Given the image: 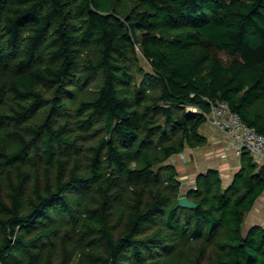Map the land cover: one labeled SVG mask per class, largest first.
I'll return each mask as SVG.
<instances>
[{
  "label": "trees",
  "instance_id": "16d2710c",
  "mask_svg": "<svg viewBox=\"0 0 264 264\" xmlns=\"http://www.w3.org/2000/svg\"><path fill=\"white\" fill-rule=\"evenodd\" d=\"M217 100L264 135V0H0V264H264L248 151L177 205Z\"/></svg>",
  "mask_w": 264,
  "mask_h": 264
},
{
  "label": "crops",
  "instance_id": "0c3cea01",
  "mask_svg": "<svg viewBox=\"0 0 264 264\" xmlns=\"http://www.w3.org/2000/svg\"><path fill=\"white\" fill-rule=\"evenodd\" d=\"M201 133L207 138V143L205 146L193 149L187 148L185 151L179 154L186 164L185 166L191 171L192 174V179L190 180L192 182L189 183V185L184 181L183 177L180 178L182 180V185L187 184L188 187L191 186L193 184L194 178L199 173L205 172L208 169L218 170L223 184H225L224 181L229 178L227 177V174L230 173V181H227V184H229L235 173L240 168V155H237L235 151L229 147L228 138L215 127L205 124L201 128ZM253 160L255 161V159ZM255 162L261 164L264 161ZM231 166H234L232 170ZM177 170L179 171L178 167ZM181 193L183 192L181 191ZM247 217L249 221V224L246 226L247 228L250 225L264 226V192L254 202L252 208L249 210L245 218Z\"/></svg>",
  "mask_w": 264,
  "mask_h": 264
},
{
  "label": "built area",
  "instance_id": "2783aa9c",
  "mask_svg": "<svg viewBox=\"0 0 264 264\" xmlns=\"http://www.w3.org/2000/svg\"><path fill=\"white\" fill-rule=\"evenodd\" d=\"M205 117L209 125L228 138L229 147L237 155L246 150L255 161H264V135L245 124L236 113L229 109L226 102L217 100L212 103Z\"/></svg>",
  "mask_w": 264,
  "mask_h": 264
},
{
  "label": "rangeland",
  "instance_id": "374dc122",
  "mask_svg": "<svg viewBox=\"0 0 264 264\" xmlns=\"http://www.w3.org/2000/svg\"><path fill=\"white\" fill-rule=\"evenodd\" d=\"M141 65L145 68V69H148V66L147 64L144 62V61H141ZM189 110H191V108L189 107L188 108ZM206 124H208L206 122ZM170 162L174 163V165L176 167L179 168V177L184 179L185 182H187V184L189 185V183H191L192 181H190L192 179V174H191V171L185 166L186 164L184 163V161L182 160V158L180 157L179 154L177 155H174L170 158L169 160ZM184 163V164H183ZM234 166H231V170L233 169ZM227 177H229L225 182V184H227L229 181H230V173L227 174ZM181 180V179H180ZM182 181V180H181ZM190 181V182H189ZM228 181V182H227ZM187 184H183L182 187H181V191L183 192L182 194L185 193L186 191V188L188 187ZM224 184V185H225ZM247 215V214H246ZM245 227L249 224V221H248V217L245 218Z\"/></svg>",
  "mask_w": 264,
  "mask_h": 264
},
{
  "label": "water",
  "instance_id": "95a60500",
  "mask_svg": "<svg viewBox=\"0 0 264 264\" xmlns=\"http://www.w3.org/2000/svg\"><path fill=\"white\" fill-rule=\"evenodd\" d=\"M177 205L183 208H195L196 203L191 201L186 195H182L177 199Z\"/></svg>",
  "mask_w": 264,
  "mask_h": 264
}]
</instances>
